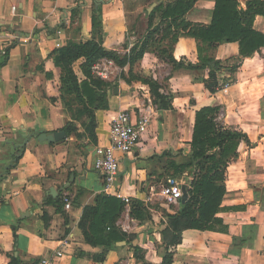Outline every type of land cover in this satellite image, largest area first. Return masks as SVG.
<instances>
[{
	"label": "crops",
	"instance_id": "obj_1",
	"mask_svg": "<svg viewBox=\"0 0 264 264\" xmlns=\"http://www.w3.org/2000/svg\"><path fill=\"white\" fill-rule=\"evenodd\" d=\"M94 1L0 0V49L7 50L0 56V264H40L42 259L53 264H138L126 242L119 250L106 251L102 260L103 248L88 244L79 228L84 208L94 206L97 195L116 196L104 192L93 166L96 149L109 143L110 123L119 110L129 111L135 121L148 119L138 146L129 155H117L120 173L115 183V192L141 203L148 218L139 220L129 213L121 222L122 213L116 226L130 228L122 232L131 234V245L160 264L165 252L160 232L178 203L162 204L157 188L170 170L169 161L188 160L195 112L204 107H220L222 125L241 130L254 147L241 143L238 158L227 168L225 211L218 215L226 232L184 231L181 243L172 249V264H264V48L246 58L235 73H217L218 87L230 85L227 95L210 93L205 87L208 70L177 69L168 61H198L194 38L180 34L173 44L162 39L164 25L155 9L175 0H96L106 51L133 57V50L154 28L159 32L133 66L113 63L109 79H103L110 83L106 107L94 111L91 134L89 122L72 117L59 99L60 84L55 80L60 71L50 56L68 43L92 39ZM237 1L244 8L249 0ZM152 5L156 6L150 21ZM213 9L214 0H197L184 20L209 26ZM252 28L264 35V17L256 16ZM238 54V44L227 43L218 46L214 57L223 63ZM81 62L73 65L79 79ZM138 76L159 86L167 109L154 104L148 85L134 78ZM69 123L81 139L71 134L58 143H41L32 137L61 132ZM18 155L17 165L6 173ZM184 175L178 176L182 190ZM231 178L235 183L228 190ZM57 251L61 258L54 256Z\"/></svg>",
	"mask_w": 264,
	"mask_h": 264
},
{
	"label": "trees",
	"instance_id": "obj_2",
	"mask_svg": "<svg viewBox=\"0 0 264 264\" xmlns=\"http://www.w3.org/2000/svg\"><path fill=\"white\" fill-rule=\"evenodd\" d=\"M196 1L175 0L171 3H162L155 10L160 13L161 24L164 25L162 39H168L173 44L180 34H185L194 38L197 43L196 64L176 62L172 57L168 58L169 63L177 69L208 70L205 87L210 93H215L218 89L216 77L218 72L235 73L246 58H252L264 48V35L252 28L256 16L264 17V2L249 0L242 8L237 0H214L211 24L200 26L184 20ZM97 4L99 3L95 0L91 19L92 39L85 44L68 43L50 56L55 68L60 71L59 99L65 108L71 111L67 97L71 95L74 97L73 101L82 106L83 114L87 116L86 121L91 126L89 128L91 134L94 128V111L106 107V90L110 87L108 81L95 75L94 67L102 59L112 61L121 68L126 65L133 66L142 58L147 50V44L154 39L152 36L159 32V27L154 28L146 42L139 49L133 50V57H119L102 47L101 5L96 6ZM154 14L155 11H152L148 15L150 21ZM173 29L176 31L173 32ZM227 43H237L239 54L236 58L222 63L215 59L214 52L219 45ZM163 52L165 53L166 50ZM79 60L82 61L79 66L81 79L73 71L74 63ZM46 77L51 78V75L47 74ZM134 78L148 85L154 104L159 109L169 107L165 103V97L159 93L157 84L142 76ZM219 114L220 107H204L196 111L188 160L182 164L169 161L173 176L185 175L178 209L174 214L166 215V227L160 232L165 249L160 264H172L174 256L172 249L181 243L184 231L226 232V225L218 215L225 211L222 203L226 194L227 168L238 158L237 151L241 143H245L248 147H254V144L238 128L220 124ZM63 131L67 136L75 134L78 139L82 138L74 123L67 124ZM19 159V155L14 157L6 173L17 165ZM94 202V206L84 208L79 228L88 244L103 248L101 254L103 260L106 251L119 250V247H116L118 242H126V246H130L131 243L128 236L116 226L124 211V204L120 199L99 194ZM130 203V216H134L135 212L145 213L141 203L136 201ZM138 217L141 218V215ZM130 249H133V258L138 264H148L142 249L137 246H132Z\"/></svg>",
	"mask_w": 264,
	"mask_h": 264
},
{
	"label": "built area",
	"instance_id": "obj_3",
	"mask_svg": "<svg viewBox=\"0 0 264 264\" xmlns=\"http://www.w3.org/2000/svg\"><path fill=\"white\" fill-rule=\"evenodd\" d=\"M14 8L12 11L14 12ZM0 56H6V49H0ZM114 62L107 61L103 65H96L94 73L101 79L108 80L114 69ZM230 85L222 84L217 91L222 95H227ZM148 119L142 118L135 121L127 110H119L113 116L110 123L109 143L106 146H100L96 149V159L94 162V170L102 178L104 182V192L115 193V198L120 199L123 204H129V197H121L115 192V183L120 173L119 155H129L138 146L142 133L147 126ZM160 196L167 205H176L182 198L180 186L171 185L161 188ZM64 208L70 209V202L67 197L63 198ZM124 230V229H123ZM126 231V230H125ZM55 257L61 258V251L54 254ZM40 264H53L51 260L42 259Z\"/></svg>",
	"mask_w": 264,
	"mask_h": 264
},
{
	"label": "rangeland",
	"instance_id": "obj_4",
	"mask_svg": "<svg viewBox=\"0 0 264 264\" xmlns=\"http://www.w3.org/2000/svg\"><path fill=\"white\" fill-rule=\"evenodd\" d=\"M141 29H142V27H141ZM57 75H59L58 77H60V73H58ZM58 77H56L57 78V81L55 80V82H59V84L61 85V80H60V78L58 79ZM59 85V86H60ZM73 99H74V97L71 95V96H68L67 97V101H68V103L71 105L70 106V113H71V116L72 117H74L75 119H77L78 121H86L87 120V116L85 115V114H83V108H82V106L79 104V103H77V102H74L73 101ZM220 114H221V111H220ZM220 114H219V117H220ZM218 122L220 123V124H222L223 123V121H220L219 119H218ZM230 123V121H228V123L227 124H225V125H230L229 124ZM227 127H229V126H227ZM242 153H243V149L241 150V154H240V156L242 157ZM236 167L238 166V165H235ZM234 168V166H232L231 167V169H233ZM241 179H243V178H241ZM229 181H231L229 184H228V190H231L232 189V185L235 183V179H233V178H231ZM238 182V181H237ZM180 183H181V177H174L173 176V174H172V170L170 169L168 172H167V174H166V176H164L163 177V181H162V183H161V185L157 188V191H161V188L162 187H165V186H171V185H177V186H180ZM235 188V187H234ZM229 193H231V192H229ZM230 195V194H229ZM160 199V201L161 202H163L162 204H165V202L163 201V199L161 198V196H157V199ZM131 202V201H130ZM165 205H167V204H165ZM171 208H175L174 206H170ZM131 212V203H129V204H124V211H123V217H122V219H121V222H123L124 221V217H125V215H127V214H129ZM135 215H136V217H138V215H141V218H139L138 217V219L139 220H146L147 218H148V215L147 214H145V213H137V212H135L134 213ZM122 216V215H121ZM123 223H121L120 225H119V229L121 230V231H123V229H124V227H123ZM126 225V224H125ZM125 230V229H124ZM126 231L127 232H130V228L129 229H127L126 228ZM126 235H128L129 236V242H132L133 240L132 239H130V237H132L131 236V234H126ZM130 247H132V245L130 244ZM103 251V250H102ZM143 251V250H142ZM143 253H144V251H143ZM147 255V254H146ZM144 259H145V261H147V263L148 264H157L155 261L156 260H153L152 258H150V257H145L144 256Z\"/></svg>",
	"mask_w": 264,
	"mask_h": 264
},
{
	"label": "water",
	"instance_id": "obj_5",
	"mask_svg": "<svg viewBox=\"0 0 264 264\" xmlns=\"http://www.w3.org/2000/svg\"><path fill=\"white\" fill-rule=\"evenodd\" d=\"M156 5H152L149 9H148V13H150L153 8ZM117 88L114 89V93L117 92ZM32 137H34L38 142H46V143H58L60 141H63L66 139L67 135L64 131L61 132H57V133H53V134H47V133H39L38 135H33ZM125 242H118L116 244L117 247H121L124 246Z\"/></svg>",
	"mask_w": 264,
	"mask_h": 264
}]
</instances>
